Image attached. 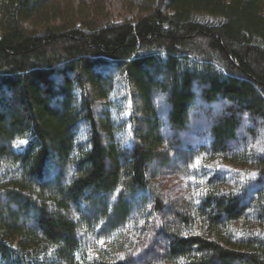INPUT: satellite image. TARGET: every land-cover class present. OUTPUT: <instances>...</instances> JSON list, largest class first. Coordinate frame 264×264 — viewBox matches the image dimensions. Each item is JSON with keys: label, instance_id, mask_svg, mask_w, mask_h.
Here are the masks:
<instances>
[{"label": "trees", "instance_id": "trees-1", "mask_svg": "<svg viewBox=\"0 0 264 264\" xmlns=\"http://www.w3.org/2000/svg\"><path fill=\"white\" fill-rule=\"evenodd\" d=\"M132 3L0 0V264H264V0Z\"/></svg>", "mask_w": 264, "mask_h": 264}, {"label": "rangeland", "instance_id": "rangeland-1", "mask_svg": "<svg viewBox=\"0 0 264 264\" xmlns=\"http://www.w3.org/2000/svg\"><path fill=\"white\" fill-rule=\"evenodd\" d=\"M97 3L100 5L102 16L112 22L132 20L138 14V11L134 10L132 0H97ZM170 158L168 164L159 168L155 166V170L157 169L155 174L156 183L162 191L171 196H185L189 192L193 174L189 171H181L184 164L174 154ZM190 171L192 172L193 169Z\"/></svg>", "mask_w": 264, "mask_h": 264}, {"label": "snow or ice", "instance_id": "snow-or-ice-1", "mask_svg": "<svg viewBox=\"0 0 264 264\" xmlns=\"http://www.w3.org/2000/svg\"><path fill=\"white\" fill-rule=\"evenodd\" d=\"M23 143V142H22Z\"/></svg>", "mask_w": 264, "mask_h": 264}]
</instances>
